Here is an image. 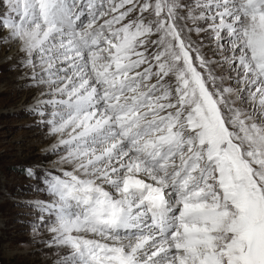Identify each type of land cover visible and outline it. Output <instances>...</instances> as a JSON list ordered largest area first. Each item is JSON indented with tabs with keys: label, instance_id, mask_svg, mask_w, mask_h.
<instances>
[{
	"label": "snow or ice",
	"instance_id": "snow-or-ice-1",
	"mask_svg": "<svg viewBox=\"0 0 264 264\" xmlns=\"http://www.w3.org/2000/svg\"><path fill=\"white\" fill-rule=\"evenodd\" d=\"M0 29L70 166L34 205L57 264H264V0H0Z\"/></svg>",
	"mask_w": 264,
	"mask_h": 264
},
{
	"label": "rangeland",
	"instance_id": "rangeland-1",
	"mask_svg": "<svg viewBox=\"0 0 264 264\" xmlns=\"http://www.w3.org/2000/svg\"><path fill=\"white\" fill-rule=\"evenodd\" d=\"M4 36L6 31L0 29V264H45V260L57 264L63 250L47 246L46 227L34 205L51 199L43 181L48 173L58 175L52 168L70 166L59 163L62 148L42 154L56 144L57 137L49 134L32 108L38 99L52 97L46 86H33L31 69L20 66L24 54L15 43L5 42ZM199 39L204 43L202 53L218 59L214 44L203 35ZM192 40L198 41L195 34ZM26 167H34L38 177H28ZM34 225H39L36 233Z\"/></svg>",
	"mask_w": 264,
	"mask_h": 264
},
{
	"label": "bare ground",
	"instance_id": "bare-ground-1",
	"mask_svg": "<svg viewBox=\"0 0 264 264\" xmlns=\"http://www.w3.org/2000/svg\"><path fill=\"white\" fill-rule=\"evenodd\" d=\"M27 90V89H26ZM29 92H33V91H29ZM46 93H47V91H46ZM46 98L45 97H43V98H41V100H45ZM47 99H49L48 97H47ZM52 146L51 147H48L47 149H46V151H44L42 154H44V155H46V154H48L49 152H51L52 150ZM58 167H55V168H52V171L55 173V174H58V175H60L61 174V172L59 171L60 170V168L59 169H57ZM45 232H46V234H45V238L46 239H48V240H50V238H51V233H49L48 231H47V229H45ZM45 239V240H46ZM63 250V254L67 251L66 249H62ZM45 264H51V262L49 261V260H45V262H44Z\"/></svg>",
	"mask_w": 264,
	"mask_h": 264
}]
</instances>
